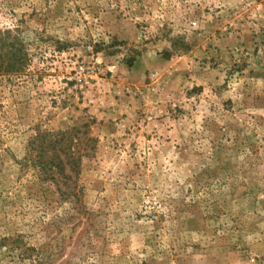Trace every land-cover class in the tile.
<instances>
[{"label": "rangeland", "instance_id": "rangeland-1", "mask_svg": "<svg viewBox=\"0 0 264 264\" xmlns=\"http://www.w3.org/2000/svg\"><path fill=\"white\" fill-rule=\"evenodd\" d=\"M0 264H264V0H0Z\"/></svg>", "mask_w": 264, "mask_h": 264}, {"label": "trees", "instance_id": "trees-1", "mask_svg": "<svg viewBox=\"0 0 264 264\" xmlns=\"http://www.w3.org/2000/svg\"><path fill=\"white\" fill-rule=\"evenodd\" d=\"M72 133L73 129L57 134L44 131L30 141V150H37L40 157L44 158L41 165L46 168L45 172L49 170L48 177L51 179H56L55 174H57L64 175L68 180L73 173L78 174L80 170V160L83 155L73 151L75 136Z\"/></svg>", "mask_w": 264, "mask_h": 264}]
</instances>
